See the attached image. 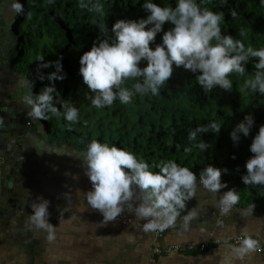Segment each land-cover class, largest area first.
I'll use <instances>...</instances> for the list:
<instances>
[{"label": "clouds", "instance_id": "1", "mask_svg": "<svg viewBox=\"0 0 264 264\" xmlns=\"http://www.w3.org/2000/svg\"><path fill=\"white\" fill-rule=\"evenodd\" d=\"M48 2L55 3V0ZM226 4L227 0H221V5ZM78 6L99 14L101 18L105 15L104 6L99 0H79ZM10 7L17 14H25L22 3L13 0ZM143 8L149 13L146 19L116 21L111 28L114 38L94 43L91 50L82 55L79 72L83 83L94 94L88 97L91 106L97 109L110 107L117 99L122 104H129L137 93L141 96L149 93L158 96L173 76L174 67L199 73L196 81L206 93H211L216 87L230 92L233 84L229 77L233 74L244 76L247 71L245 65L250 58L258 62L254 64V78L247 79L245 87L264 95V48H246L242 40L222 35L223 12L202 9L196 0H177L175 8L160 7L145 0ZM27 15L30 18V13ZM231 15L236 18L238 14L233 9ZM168 22L174 27L164 33L162 44L156 45L153 50L150 45ZM98 28L106 37V25L100 23ZM240 35H244L243 30ZM142 61L147 62L146 67H140ZM51 66L52 62L41 65ZM54 66L57 71L49 74L47 79L52 82L64 80L66 76L59 74L62 64L56 61ZM39 78L45 79L43 75ZM129 80L142 82L134 83L129 89L123 86ZM58 95L53 84L42 89L35 98L25 96L24 102L31 109L27 113L28 117L45 121L50 119L48 113L60 116V108L54 103ZM61 105L69 126L78 122V108L69 101ZM3 124L4 119L0 117V126ZM253 125L254 117L246 116L231 132V139L238 143L240 134L249 136ZM221 128L220 124L212 122L190 130L188 138L194 141L197 134L209 131L218 134ZM195 146L201 151L210 147L205 142ZM185 151L191 149L186 148ZM250 152L253 156L246 162L247 174L242 177V181L252 187L264 186V125L254 137ZM82 155L85 175L92 190L81 194L87 206L102 215L103 224L115 222L127 211L137 220L144 221L142 228L145 233H158L177 227L181 233L186 232L190 222L197 217L196 209L188 210L187 204L196 197L198 187L202 186L213 195L228 187L222 182L227 169L209 165L197 176L188 167H182L175 161H161L158 165L150 166L131 152L116 146L110 147L95 139ZM153 167H158L159 171H152ZM238 202L239 195L232 189L220 195L217 207L222 215H227ZM50 203L43 196L35 199L31 204L29 223L45 231L47 241L54 243L57 227L49 222ZM252 208L255 209L254 204ZM185 211L187 214L182 215ZM231 250L243 262L248 255L260 250V242L244 235L239 246Z\"/></svg>", "mask_w": 264, "mask_h": 264}, {"label": "trees", "instance_id": "2", "mask_svg": "<svg viewBox=\"0 0 264 264\" xmlns=\"http://www.w3.org/2000/svg\"><path fill=\"white\" fill-rule=\"evenodd\" d=\"M18 1L24 5L25 14L15 13L14 16L12 66L16 73L27 79L33 98L53 84L59 93L54 103L60 108L61 115L48 113L50 119L40 121L51 143L86 152L88 144L95 139L131 152L150 166L161 161H175L197 176L209 165L227 169L222 182L228 185L225 190L237 191L239 202L236 205L252 207L254 204L256 210L264 211V186L252 187L242 181L247 174L246 162L253 156L250 146L264 125V95L245 87V81L254 78V64L258 62L255 58H250L245 65L244 76L233 74L229 77L233 84L230 92L216 87L206 93L196 81L199 73L174 67V74L160 95L137 93L129 104H122L117 99L112 106L97 109L88 99L94 94L83 83L80 59L94 43L114 38L111 28L116 21L146 19L149 13L143 8L145 0H99L104 6L103 18L81 9L79 0H55L51 4L48 0ZM148 2L173 8L177 4V0ZM196 2L202 9L224 13L222 35L242 40L246 48H264V0H227L226 5H221V0ZM233 9L238 14L236 18L231 15ZM100 23L107 27L106 37L98 28ZM173 27L170 22L163 25V31L150 45L153 50L162 44L164 33ZM242 30L243 36L240 35ZM56 61L62 64L59 74L66 78L52 82L47 76L57 71ZM49 62L53 66L41 67ZM146 66L147 62L142 61L140 67ZM41 75L45 79L41 80ZM136 82L142 81L129 80L123 86L131 89ZM64 101L71 102L79 110V120L71 126L63 115L61 104ZM248 115L254 117V125L249 136L241 133L236 143L230 134ZM212 122L222 126L218 134L209 131L197 134L194 141L189 140L190 130ZM201 142L210 147L201 151L195 146ZM186 148L191 151L186 152ZM151 170L159 171V168Z\"/></svg>", "mask_w": 264, "mask_h": 264}, {"label": "crops", "instance_id": "3", "mask_svg": "<svg viewBox=\"0 0 264 264\" xmlns=\"http://www.w3.org/2000/svg\"><path fill=\"white\" fill-rule=\"evenodd\" d=\"M21 148V168L9 176L12 189L7 194L13 205L10 215L0 222L1 264H264L256 252L241 262L231 250L239 245L231 242L203 254L153 253L157 246L226 241L244 235L264 246V211L235 205L222 215L217 204L225 189L213 195L198 187L196 197L187 204L188 210L197 211L188 231L181 233L177 227L160 235L145 233L144 221L135 216L130 227L103 224L102 215L87 206L81 193L92 186L85 175V152L59 147L45 137L24 139ZM40 196L51 202L49 222L57 227L54 243L47 241L45 231L29 223L31 204Z\"/></svg>", "mask_w": 264, "mask_h": 264}, {"label": "flooded vegetation", "instance_id": "4", "mask_svg": "<svg viewBox=\"0 0 264 264\" xmlns=\"http://www.w3.org/2000/svg\"><path fill=\"white\" fill-rule=\"evenodd\" d=\"M11 20L8 9H2L0 11V117L4 119V124L0 126V148L3 149L0 151V170L5 173L9 171L10 166L13 168L12 171L20 170L21 146L24 139L46 138L42 123L39 120H32L27 115L31 109L26 106L23 99L25 87L21 89L13 82L24 76L16 73L12 66L10 56L15 33L14 23ZM4 29L7 30V34ZM10 148L16 151V156L8 160L6 150ZM11 180L7 178L4 184L11 186Z\"/></svg>", "mask_w": 264, "mask_h": 264}, {"label": "built area", "instance_id": "5", "mask_svg": "<svg viewBox=\"0 0 264 264\" xmlns=\"http://www.w3.org/2000/svg\"><path fill=\"white\" fill-rule=\"evenodd\" d=\"M134 221H135L134 215L126 211L115 222H109V223L117 224L121 227H130L134 224ZM157 234L160 235V232H158ZM242 238L244 237L239 236V237H235L230 240L228 239L226 241H223L222 239L217 238V239H213L208 242L201 243V244L174 243L166 247L157 246L153 249V253L158 256L170 255V254H184V255H194L197 253L203 254L206 252L213 251L218 245H221L222 243L231 242L235 245H239ZM256 254H258L264 261V246L261 243H260V250L256 251ZM1 263H2V259L0 258V264Z\"/></svg>", "mask_w": 264, "mask_h": 264}, {"label": "water", "instance_id": "6", "mask_svg": "<svg viewBox=\"0 0 264 264\" xmlns=\"http://www.w3.org/2000/svg\"><path fill=\"white\" fill-rule=\"evenodd\" d=\"M1 150L3 149L0 148V151ZM6 152V154L8 155V160L14 159V157L16 156V151H14L12 148L6 150ZM12 169V166H10V169L7 173L0 170V222L3 221L4 217L10 215L9 213L11 211V206L13 205V199H11L9 194H7L12 189V187L5 186L4 184L7 178H11L9 176H12Z\"/></svg>", "mask_w": 264, "mask_h": 264}, {"label": "rangeland", "instance_id": "7", "mask_svg": "<svg viewBox=\"0 0 264 264\" xmlns=\"http://www.w3.org/2000/svg\"><path fill=\"white\" fill-rule=\"evenodd\" d=\"M12 2H13V0H0V11L2 9H4V8L5 9H8V12L10 13V16L12 18L11 21L14 23L15 12L12 11V9L10 7V5H11ZM15 2H19V1L18 0H15ZM6 29H4L5 30V34H7V30ZM13 82H14V84H18L19 87H21V89H23L25 87L24 92H23L24 96H28V95L31 94L30 93V88L28 89L29 83H28V81H27L26 78L22 77L20 80L17 78Z\"/></svg>", "mask_w": 264, "mask_h": 264}]
</instances>
